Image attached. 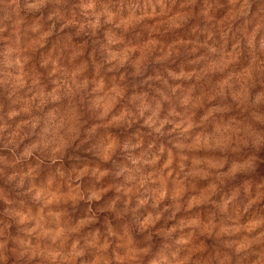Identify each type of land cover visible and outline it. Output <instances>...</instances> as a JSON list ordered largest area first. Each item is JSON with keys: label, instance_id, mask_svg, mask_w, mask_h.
Here are the masks:
<instances>
[{"label": "clouds", "instance_id": "obj_1", "mask_svg": "<svg viewBox=\"0 0 264 264\" xmlns=\"http://www.w3.org/2000/svg\"><path fill=\"white\" fill-rule=\"evenodd\" d=\"M0 264H264V0H0Z\"/></svg>", "mask_w": 264, "mask_h": 264}]
</instances>
